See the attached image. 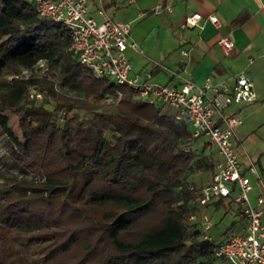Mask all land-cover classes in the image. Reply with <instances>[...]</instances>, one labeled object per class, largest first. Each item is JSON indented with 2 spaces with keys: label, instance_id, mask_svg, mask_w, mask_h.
I'll return each mask as SVG.
<instances>
[{
  "label": "trees",
  "instance_id": "trees-1",
  "mask_svg": "<svg viewBox=\"0 0 264 264\" xmlns=\"http://www.w3.org/2000/svg\"><path fill=\"white\" fill-rule=\"evenodd\" d=\"M0 16V112L16 113L12 151L33 173L0 180V264H218L186 219L200 195L187 176L215 159L186 119L94 75L33 2L0 0Z\"/></svg>",
  "mask_w": 264,
  "mask_h": 264
},
{
  "label": "crops",
  "instance_id": "crops-1",
  "mask_svg": "<svg viewBox=\"0 0 264 264\" xmlns=\"http://www.w3.org/2000/svg\"><path fill=\"white\" fill-rule=\"evenodd\" d=\"M100 6L110 17L131 23L134 45L126 48V54L131 72L141 77L148 71L149 80L176 87L186 79L200 83L207 75L228 83L241 72L250 77L255 99L232 102L225 111L242 118L232 138L252 184L249 197L255 204L256 197L264 195V0H89V11L98 21L102 19L97 12ZM195 11L200 13L198 25L182 26L186 15ZM211 13L217 16V24L207 18ZM222 36L233 42L228 53L216 42ZM156 104L162 113L174 117L175 107L160 101ZM204 137L197 139V149L204 147L202 155L219 158L215 145ZM250 160L255 172L247 168ZM211 172V168H192L187 180L201 187L208 183ZM195 209L212 217L208 234L217 242L244 227L245 218L232 194L197 203Z\"/></svg>",
  "mask_w": 264,
  "mask_h": 264
},
{
  "label": "built area",
  "instance_id": "built-area-1",
  "mask_svg": "<svg viewBox=\"0 0 264 264\" xmlns=\"http://www.w3.org/2000/svg\"><path fill=\"white\" fill-rule=\"evenodd\" d=\"M29 1L33 2L39 15L65 25L68 50L94 75H106L117 83L129 85L145 101H160L175 107L174 117L186 119L192 135H204L215 145L219 158L213 160L208 183L200 187L198 203L203 205L213 197L232 194L245 218L242 231L230 233L217 242L214 254L218 264H264V195H258L256 203H251L249 191L252 184L232 138L235 126L242 122V118L225 111L232 102L255 99L250 77L241 72L234 82L228 83L213 80L207 75L200 83L186 79L178 87L149 80L148 71L145 72L146 77L131 72V61L126 54V48L134 45L129 21L110 17L102 6L97 9L102 19L96 20L89 11V0ZM199 18L198 11L189 13L181 25H198ZM207 18L214 24L218 23L215 14L211 13ZM216 42L225 53L233 47L232 40L226 36L219 37ZM37 64L44 66V60L39 59L34 67ZM23 74L27 76L25 71ZM27 93L35 103L44 96L35 85H28ZM247 168L256 171L251 160ZM186 219L197 223L202 236L211 239L208 230L213 225V219L209 214L195 209L186 214Z\"/></svg>",
  "mask_w": 264,
  "mask_h": 264
},
{
  "label": "rangeland",
  "instance_id": "rangeland-1",
  "mask_svg": "<svg viewBox=\"0 0 264 264\" xmlns=\"http://www.w3.org/2000/svg\"><path fill=\"white\" fill-rule=\"evenodd\" d=\"M0 22L3 24L1 16ZM39 65L37 64L32 70H23L27 75L30 72L42 73L44 66L38 68L40 67ZM23 70L22 73L24 72ZM23 139L16 113L9 110L0 112V178L14 175L27 178L33 176L30 168L24 164L21 165L16 160L15 153L12 151L21 147Z\"/></svg>",
  "mask_w": 264,
  "mask_h": 264
}]
</instances>
